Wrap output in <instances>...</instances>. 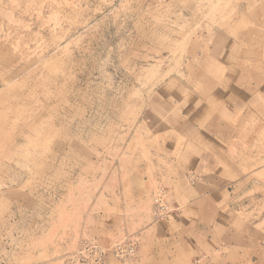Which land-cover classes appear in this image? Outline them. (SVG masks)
Here are the masks:
<instances>
[{
  "label": "rangeland",
  "instance_id": "obj_1",
  "mask_svg": "<svg viewBox=\"0 0 264 264\" xmlns=\"http://www.w3.org/2000/svg\"><path fill=\"white\" fill-rule=\"evenodd\" d=\"M0 264H264V0H0Z\"/></svg>",
  "mask_w": 264,
  "mask_h": 264
},
{
  "label": "built area",
  "instance_id": "obj_2",
  "mask_svg": "<svg viewBox=\"0 0 264 264\" xmlns=\"http://www.w3.org/2000/svg\"><path fill=\"white\" fill-rule=\"evenodd\" d=\"M160 199H159V197L156 199V203L159 205V208L163 211L164 210V208L161 206L160 207ZM123 250H120L119 251V253H117V256H122V254L123 255H128V254H131L132 252H133V247H132V245H130V244H128L127 245V249H125L124 250V252H125V254L122 252Z\"/></svg>",
  "mask_w": 264,
  "mask_h": 264
}]
</instances>
